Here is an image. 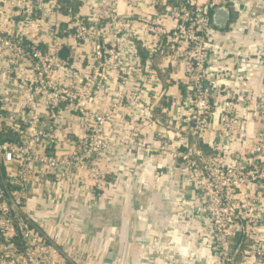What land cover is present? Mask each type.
<instances>
[{
  "label": "built area",
  "instance_id": "2783aa9c",
  "mask_svg": "<svg viewBox=\"0 0 264 264\" xmlns=\"http://www.w3.org/2000/svg\"><path fill=\"white\" fill-rule=\"evenodd\" d=\"M221 6L238 13L224 28L213 21ZM263 6L0 0V264H106L105 239L98 233L90 249L83 217L105 199L114 204L132 178L112 166L121 148L146 150L155 172L154 155L184 170L203 202L210 264H264V87L255 94L243 75L245 63H263L224 41L250 27L245 14L261 32ZM157 56L167 82L186 87L185 99L173 97L178 113L162 106L165 118L156 112L170 95L159 88ZM252 111L262 120L253 137ZM138 120L153 137L125 131Z\"/></svg>",
  "mask_w": 264,
  "mask_h": 264
},
{
  "label": "crops",
  "instance_id": "0c3cea01",
  "mask_svg": "<svg viewBox=\"0 0 264 264\" xmlns=\"http://www.w3.org/2000/svg\"><path fill=\"white\" fill-rule=\"evenodd\" d=\"M256 1L249 0L252 5ZM121 7L128 9L126 5ZM263 10L264 6L260 11ZM237 16V11L232 10V20ZM242 23H247L250 27L239 25L238 31L235 29L224 41L229 45L233 44L232 47H246V58L254 61L258 59L256 61L263 63L260 68L245 63L247 65L243 73L249 81L248 86L257 94L264 87V23L262 33L252 31L253 23H258L256 18L245 14ZM252 37L256 39L251 40ZM257 47L261 49L258 51ZM139 53L144 60L146 53L142 49H139ZM162 60V57L157 56L153 67L160 79L159 88L164 92L168 90L170 94L164 95L156 108L158 115L165 118L162 106L172 105L173 112L178 113L173 97L174 94H179L185 99L186 87L167 82L159 66ZM169 64L173 66L174 75L182 74L179 64ZM135 104L132 102L130 107L126 105L124 110L134 111ZM140 122L138 120L134 125H128L125 131H130L135 126L141 135L153 137L151 132H145L144 126L139 125ZM260 128L261 114L252 111L247 128L249 135L253 137ZM148 156L146 150H119L112 166L124 168L125 172L131 170L132 178L122 180L121 184L125 188L120 189L121 193H116L121 197H117L114 204L105 199L84 214L86 233L90 234V249L97 247L98 239L95 235L100 233L105 239L106 264H210L214 254L209 242L211 238L207 233L208 223L203 202L196 199L193 188L185 179L184 170L171 157L159 160L155 155L152 156L159 164V170L155 172L148 163ZM157 172L161 177H155ZM182 197L192 201L193 205L181 203ZM177 200L179 205L176 204Z\"/></svg>",
  "mask_w": 264,
  "mask_h": 264
},
{
  "label": "water",
  "instance_id": "95a60500",
  "mask_svg": "<svg viewBox=\"0 0 264 264\" xmlns=\"http://www.w3.org/2000/svg\"><path fill=\"white\" fill-rule=\"evenodd\" d=\"M230 18H231V9L228 6H221L214 9L213 21L220 28L226 27L227 22L229 21ZM164 212H168V211H164Z\"/></svg>",
  "mask_w": 264,
  "mask_h": 264
},
{
  "label": "trees",
  "instance_id": "16d2710c",
  "mask_svg": "<svg viewBox=\"0 0 264 264\" xmlns=\"http://www.w3.org/2000/svg\"><path fill=\"white\" fill-rule=\"evenodd\" d=\"M233 16H234V13H233ZM3 137H4V135H2ZM11 137H13V136H11Z\"/></svg>",
  "mask_w": 264,
  "mask_h": 264
}]
</instances>
